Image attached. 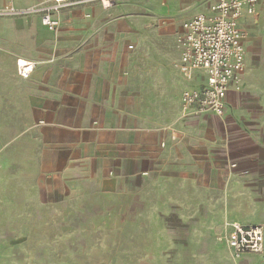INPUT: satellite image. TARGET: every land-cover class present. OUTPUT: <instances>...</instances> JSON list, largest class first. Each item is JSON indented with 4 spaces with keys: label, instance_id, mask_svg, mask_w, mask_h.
Segmentation results:
<instances>
[{
    "label": "crops",
    "instance_id": "crops-1",
    "mask_svg": "<svg viewBox=\"0 0 264 264\" xmlns=\"http://www.w3.org/2000/svg\"><path fill=\"white\" fill-rule=\"evenodd\" d=\"M39 1L0 0V6ZM121 1L109 8L99 1L66 8L56 32L37 15L0 18L1 204L24 210L41 194H146L155 180L175 174H191L201 194V179L219 176L222 222L264 228V142L242 127L219 142L213 132L201 135L196 123L211 113L181 118L182 92L205 82L200 72L190 80L175 66L182 23L174 32L177 73L152 74L149 59V73L137 74L135 33L115 15ZM18 59L35 63L28 77L19 74ZM246 61L245 73L247 53ZM185 84L178 113L170 111L166 99ZM237 92L229 93L227 105ZM13 115L25 116L23 123L18 118L5 125ZM210 255L216 261L209 264H264V251L239 260L230 251Z\"/></svg>",
    "mask_w": 264,
    "mask_h": 264
},
{
    "label": "rangeland",
    "instance_id": "rangeland-1",
    "mask_svg": "<svg viewBox=\"0 0 264 264\" xmlns=\"http://www.w3.org/2000/svg\"><path fill=\"white\" fill-rule=\"evenodd\" d=\"M212 1L122 0L115 15L121 14L125 26L135 33L136 73H149L148 62L145 65L149 59L152 74L177 73L174 32ZM255 18L247 17L243 25L248 70L237 98L227 105L223 117L212 115L207 122L196 123L201 135L213 132L218 142L241 127L264 142V0ZM186 86L166 99L170 111L178 113L180 93ZM18 118L23 123L25 116H9L5 125H16ZM1 125L0 115V135ZM189 175L155 180L146 194L123 190L105 195L41 194L39 202L26 203L24 210H18L16 203L6 206L0 201V264L216 261L210 254L229 251L218 240L225 223L219 216L216 192L224 180L219 176L201 179L199 194Z\"/></svg>",
    "mask_w": 264,
    "mask_h": 264
},
{
    "label": "built area",
    "instance_id": "built-area-1",
    "mask_svg": "<svg viewBox=\"0 0 264 264\" xmlns=\"http://www.w3.org/2000/svg\"><path fill=\"white\" fill-rule=\"evenodd\" d=\"M99 1L104 8L111 7L115 0H40L20 7L13 2L0 6V18L40 17L42 24L52 32L61 25V14L69 7ZM263 0H214L182 22L176 35L180 58L175 63L178 71L192 80L198 72L205 76L201 87H188L181 95V118L198 117L205 113L224 116L228 95L240 91L243 74L247 69L245 35L241 20L257 14ZM130 48H133L131 45ZM18 72L28 77L35 63L17 60ZM172 138L177 133L172 132ZM163 145V143H162ZM218 240L224 243L234 259L246 253L264 251V228L262 225H243L227 221Z\"/></svg>",
    "mask_w": 264,
    "mask_h": 264
}]
</instances>
